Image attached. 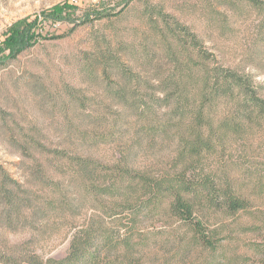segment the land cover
Here are the masks:
<instances>
[{
    "label": "trees",
    "instance_id": "1",
    "mask_svg": "<svg viewBox=\"0 0 264 264\" xmlns=\"http://www.w3.org/2000/svg\"><path fill=\"white\" fill-rule=\"evenodd\" d=\"M210 1L264 12V0ZM144 14L135 38L95 36L80 51L84 84L54 89L67 138L52 145L37 125L10 129L24 176L0 162L1 222L34 235L64 231L70 244L62 257L1 253L0 264H145L156 243L146 224L156 216L214 246L205 233L211 213L251 206L260 181L247 177L245 158L264 146V80L220 59L204 31L162 10ZM33 35L13 31L0 64L32 47ZM109 144L114 156L102 152Z\"/></svg>",
    "mask_w": 264,
    "mask_h": 264
},
{
    "label": "rangeland",
    "instance_id": "2",
    "mask_svg": "<svg viewBox=\"0 0 264 264\" xmlns=\"http://www.w3.org/2000/svg\"><path fill=\"white\" fill-rule=\"evenodd\" d=\"M125 4V0H0V61L11 54L9 39L16 29L21 34L32 28L31 43H35L15 60L0 64V162L15 177L23 178L24 170L14 164L20 161V154L10 143V129L17 124L37 125L52 145L67 138L65 116L54 99V89L63 82L84 84L76 67L80 51L89 48L95 36L135 38L143 32L147 8L172 14L204 31L220 59L264 80V12L225 10L210 0H136L128 8ZM124 7L127 12L116 17L114 13ZM102 152L114 156L115 150L109 144L102 146ZM245 159L253 164L247 177L260 185L246 210L236 215L211 213L205 233L216 237L214 246L197 242L193 228L181 221L156 216L146 224L156 243L145 264L264 261V146L255 144ZM69 244L64 231L34 235L28 230L11 231L0 220V254L16 250L18 256L27 252L44 259L62 257Z\"/></svg>",
    "mask_w": 264,
    "mask_h": 264
}]
</instances>
